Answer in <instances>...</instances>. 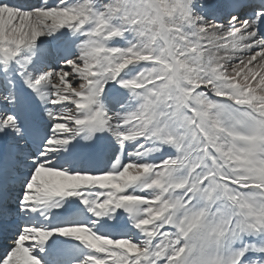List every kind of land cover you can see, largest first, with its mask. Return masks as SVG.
Segmentation results:
<instances>
[{
	"label": "snow or ice",
	"instance_id": "1",
	"mask_svg": "<svg viewBox=\"0 0 264 264\" xmlns=\"http://www.w3.org/2000/svg\"><path fill=\"white\" fill-rule=\"evenodd\" d=\"M0 264H264V0H0Z\"/></svg>",
	"mask_w": 264,
	"mask_h": 264
}]
</instances>
